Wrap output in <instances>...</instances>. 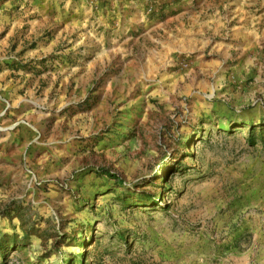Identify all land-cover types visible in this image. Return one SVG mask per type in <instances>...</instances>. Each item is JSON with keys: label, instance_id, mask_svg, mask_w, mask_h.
Returning a JSON list of instances; mask_svg holds the SVG:
<instances>
[{"label": "rangeland", "instance_id": "rangeland-1", "mask_svg": "<svg viewBox=\"0 0 264 264\" xmlns=\"http://www.w3.org/2000/svg\"><path fill=\"white\" fill-rule=\"evenodd\" d=\"M0 264H264V0H0Z\"/></svg>", "mask_w": 264, "mask_h": 264}, {"label": "crops", "instance_id": "crops-1", "mask_svg": "<svg viewBox=\"0 0 264 264\" xmlns=\"http://www.w3.org/2000/svg\"><path fill=\"white\" fill-rule=\"evenodd\" d=\"M253 47H254V45H250V46H249V48H253Z\"/></svg>", "mask_w": 264, "mask_h": 264}]
</instances>
